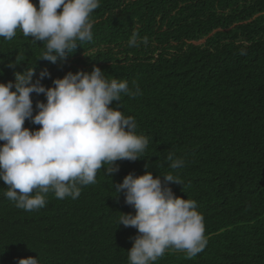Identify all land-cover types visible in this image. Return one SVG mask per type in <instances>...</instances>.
<instances>
[{
    "label": "trees",
    "instance_id": "obj_1",
    "mask_svg": "<svg viewBox=\"0 0 264 264\" xmlns=\"http://www.w3.org/2000/svg\"><path fill=\"white\" fill-rule=\"evenodd\" d=\"M91 18L92 41L55 64L38 60L44 45L20 31L0 37V83L34 67L33 80L47 69L41 83L54 87L69 71L99 67L108 80L138 86L110 107L135 118L148 146L143 158L117 161L111 177L98 170L77 199L49 191L38 210L8 205L0 180V264L37 256L39 264H128L137 229L125 237L118 218L136 210L113 185L145 171L162 182L161 174L178 176L182 184L168 186L196 201L212 233L197 256L169 249L154 264H264V0H101ZM134 33L137 45L129 47ZM31 98L35 115L46 96ZM24 127L41 126L26 120ZM170 152L183 167L168 166ZM85 225L87 235L74 234Z\"/></svg>",
    "mask_w": 264,
    "mask_h": 264
},
{
    "label": "clouds",
    "instance_id": "obj_2",
    "mask_svg": "<svg viewBox=\"0 0 264 264\" xmlns=\"http://www.w3.org/2000/svg\"><path fill=\"white\" fill-rule=\"evenodd\" d=\"M100 6L101 0H38V7L32 0H0V37L10 41L20 31L44 45L38 60L55 64L58 57L66 59L78 45L92 41L91 17ZM136 45L134 33L129 47ZM18 65L15 61L8 66L15 69ZM13 74L14 82L0 83V141L4 142L0 145V180L8 186L3 197L8 205L38 210L46 205L44 194L49 191L60 200L77 199L80 186L95 184L101 168L111 177L119 171L117 161L143 158L148 138L136 134L134 117L124 116L120 107H110L113 101H121L122 94L138 93V86L133 91L126 80H108L96 66L90 73L69 71L47 88L41 83L50 77L47 69L35 81L34 67ZM33 93L46 96V103L37 101L35 115ZM26 120L41 127L32 131L24 127ZM166 162L173 170L185 163L171 152ZM161 175L163 182L150 171L140 176L129 173L122 183L113 185L136 210L135 215L120 213L118 218L125 237L132 227L137 229L127 251L128 264H154L169 249L195 257L212 235L206 232L196 201L176 196L168 186L182 184L179 177ZM78 232L87 235L88 227L74 234ZM7 258L15 262L11 254ZM18 264H39V259L21 258Z\"/></svg>",
    "mask_w": 264,
    "mask_h": 264
},
{
    "label": "rangeland",
    "instance_id": "obj_3",
    "mask_svg": "<svg viewBox=\"0 0 264 264\" xmlns=\"http://www.w3.org/2000/svg\"><path fill=\"white\" fill-rule=\"evenodd\" d=\"M183 256H187L185 252L179 251ZM188 257V256H187ZM189 258V257H188Z\"/></svg>",
    "mask_w": 264,
    "mask_h": 264
}]
</instances>
